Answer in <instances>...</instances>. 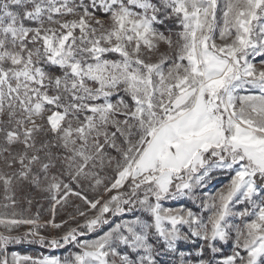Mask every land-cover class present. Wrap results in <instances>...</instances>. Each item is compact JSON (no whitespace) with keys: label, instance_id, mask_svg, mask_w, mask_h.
Returning a JSON list of instances; mask_svg holds the SVG:
<instances>
[{"label":"snow or ice","instance_id":"snow-or-ice-1","mask_svg":"<svg viewBox=\"0 0 264 264\" xmlns=\"http://www.w3.org/2000/svg\"><path fill=\"white\" fill-rule=\"evenodd\" d=\"M0 264H264V0H0Z\"/></svg>","mask_w":264,"mask_h":264},{"label":"rangeland","instance_id":"rangeland-1","mask_svg":"<svg viewBox=\"0 0 264 264\" xmlns=\"http://www.w3.org/2000/svg\"><path fill=\"white\" fill-rule=\"evenodd\" d=\"M175 206V205H173ZM16 250L20 251L23 254H36L39 251H41L39 248L37 247H18ZM57 255H62L63 253H56Z\"/></svg>","mask_w":264,"mask_h":264}]
</instances>
